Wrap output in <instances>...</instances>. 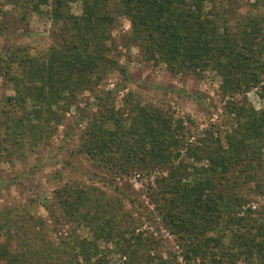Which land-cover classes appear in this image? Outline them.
<instances>
[{"label": "trees", "instance_id": "obj_1", "mask_svg": "<svg viewBox=\"0 0 264 264\" xmlns=\"http://www.w3.org/2000/svg\"><path fill=\"white\" fill-rule=\"evenodd\" d=\"M76 3L80 15L70 11ZM43 7L53 44L33 56L18 31ZM119 18L130 22V41L148 63L175 76L213 72L221 79L232 121L224 136L216 126L190 142L196 124L175 117L170 106L143 104L129 93L117 110L114 92L96 93L118 68L109 56ZM0 81L13 94L0 102V164L13 169L52 137L86 92L94 93L97 113L79 120L86 126L77 154L99 183L66 184L52 201L39 197L55 233L71 228L57 243L32 214L37 199L0 206V264H114L115 255L117 264H177L172 251L164 258L160 239L138 232L153 214L175 237L185 264H264V205L252 207L255 199L243 192L254 185L264 198V0H0ZM252 92L262 108L250 102ZM104 173L114 181L159 174L146 193L154 213L131 185H115ZM5 183L0 168V193ZM126 202L131 211L121 215Z\"/></svg>", "mask_w": 264, "mask_h": 264}, {"label": "rangeland", "instance_id": "obj_2", "mask_svg": "<svg viewBox=\"0 0 264 264\" xmlns=\"http://www.w3.org/2000/svg\"><path fill=\"white\" fill-rule=\"evenodd\" d=\"M81 9L80 3L70 6V11L75 15H80ZM47 10L48 7H43L41 13L33 14L27 30L19 29L18 31L20 35H24L19 38V42L29 46L33 56L42 54L53 44L52 24L47 16ZM111 35L116 50L109 56V59L116 61L118 68L109 73L105 81L96 87V93L114 92L117 110L123 107L124 100L129 93H133L135 98L141 100L143 104L170 106L175 117L186 119L189 116L196 124L197 129L189 140L190 142L197 137H204L206 130L211 127L218 126L221 136L231 129L232 121L224 111L229 98L223 99L220 92L221 79L215 73L207 72L202 76H175L168 72L167 67L162 63H148L140 47L131 43V24L125 18H119V26L111 31ZM1 85L0 81V102L5 95H13L12 91L2 89ZM248 98L256 109L263 107L256 92L250 93ZM95 101L94 93L86 92L79 108L72 106L65 114L63 124L52 134V137L45 139L35 152H27L21 162H16L15 169L6 162L0 164L3 180L6 182L0 193V206L8 205L17 208L28 205L29 199H37L39 202L32 207V214L46 221L52 233L49 239L53 243H57L60 237L67 236L71 228L65 226L59 232L53 231L54 226L51 225L49 215L41 204L43 199L47 198L52 201L54 191L66 184L99 186L97 180L91 179L97 174L95 169L84 155L77 154L81 143V131L86 123L82 122L79 126L77 125L82 115L87 114L92 117L97 113V108L92 106ZM190 128L189 125L188 130ZM104 174L113 180L111 176ZM157 175L159 174H154L151 180L147 176L138 175L132 179L117 178L112 182L121 187L131 185L135 197L139 199L144 209L154 213V207L150 204L146 193L150 182L153 183ZM14 177H19V180L12 182ZM108 189L105 188V191L115 197L116 191ZM243 192L251 199L252 197L255 199L251 204L252 207L264 205V198L256 196L254 185L243 186ZM39 197L43 199L40 201ZM130 211V204L124 203L121 215L128 214ZM135 217L129 220L135 222L137 221ZM152 219L153 221L144 219V225L138 232H144L146 235L154 236L155 239H160L165 245L163 251L165 259L168 258V251H172L177 254V264H185L175 237L164 227L158 216L153 214ZM81 234L83 237L91 235L86 229H82ZM99 245L107 251L112 250L111 245H105L102 242ZM110 260L114 264L119 263L116 255Z\"/></svg>", "mask_w": 264, "mask_h": 264}]
</instances>
